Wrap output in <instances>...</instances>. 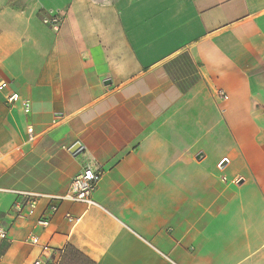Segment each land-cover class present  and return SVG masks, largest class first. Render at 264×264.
Masks as SVG:
<instances>
[{
    "label": "crops",
    "instance_id": "0c3cea01",
    "mask_svg": "<svg viewBox=\"0 0 264 264\" xmlns=\"http://www.w3.org/2000/svg\"><path fill=\"white\" fill-rule=\"evenodd\" d=\"M0 228V264H264V0H1Z\"/></svg>",
    "mask_w": 264,
    "mask_h": 264
},
{
    "label": "built area",
    "instance_id": "2783aa9c",
    "mask_svg": "<svg viewBox=\"0 0 264 264\" xmlns=\"http://www.w3.org/2000/svg\"><path fill=\"white\" fill-rule=\"evenodd\" d=\"M1 1V0H0ZM62 20V16L58 12H50L46 16L41 18V23L53 31H58L59 26ZM223 98H226L223 96ZM23 107V111L25 114L29 113L30 111V103L27 100H21L20 96L16 93H11L6 98V103L9 105H13L17 102H20ZM27 132L30 136H32V129L28 128ZM101 180V174L94 172L91 168L87 167L84 168L79 174L72 178L70 182V186L68 191L60 196H52L50 200L53 202V205L49 207L50 213H55L58 210L57 204L62 202H69V203H78L83 204L85 206H94L96 205L92 199V194L95 191L97 184ZM14 194L19 201L15 203L13 207V211L17 219L25 220L31 217L34 213V210L37 205V200L42 196L29 193V192H11ZM67 220L71 223L75 222L76 220L71 217L70 215L66 216ZM37 224L41 227L45 228L48 226L49 221L45 218L40 219L37 221ZM6 233L3 229L0 228V239H5ZM30 243L33 246H38L41 250L43 255H46L44 258L37 259L33 262V264H60L59 260L53 258L52 256L55 253V249L51 248L47 244H42L38 237H31Z\"/></svg>",
    "mask_w": 264,
    "mask_h": 264
},
{
    "label": "trees",
    "instance_id": "16d2710c",
    "mask_svg": "<svg viewBox=\"0 0 264 264\" xmlns=\"http://www.w3.org/2000/svg\"><path fill=\"white\" fill-rule=\"evenodd\" d=\"M78 259L88 262L89 264H93L92 262L87 260L84 256H82L79 252H77L71 247H67L66 250L64 251L60 264H75L77 263V261H79Z\"/></svg>",
    "mask_w": 264,
    "mask_h": 264
},
{
    "label": "water",
    "instance_id": "95a60500",
    "mask_svg": "<svg viewBox=\"0 0 264 264\" xmlns=\"http://www.w3.org/2000/svg\"><path fill=\"white\" fill-rule=\"evenodd\" d=\"M79 148H80V144L79 143H75L73 146L70 147L69 152L71 154H74V153H76L79 150Z\"/></svg>",
    "mask_w": 264,
    "mask_h": 264
},
{
    "label": "rangeland",
    "instance_id": "374dc122",
    "mask_svg": "<svg viewBox=\"0 0 264 264\" xmlns=\"http://www.w3.org/2000/svg\"><path fill=\"white\" fill-rule=\"evenodd\" d=\"M77 263L75 264H89L88 262L82 261L81 259H78Z\"/></svg>",
    "mask_w": 264,
    "mask_h": 264
}]
</instances>
